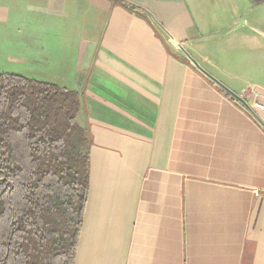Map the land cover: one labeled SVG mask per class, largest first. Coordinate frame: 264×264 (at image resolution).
Listing matches in <instances>:
<instances>
[{
    "label": "crops",
    "instance_id": "crops-1",
    "mask_svg": "<svg viewBox=\"0 0 264 264\" xmlns=\"http://www.w3.org/2000/svg\"><path fill=\"white\" fill-rule=\"evenodd\" d=\"M206 9L0 0V73L80 98L91 145L73 264H264V113L244 109L264 102V12L210 32L226 36L229 75L222 47L197 39Z\"/></svg>",
    "mask_w": 264,
    "mask_h": 264
},
{
    "label": "trees",
    "instance_id": "trees-1",
    "mask_svg": "<svg viewBox=\"0 0 264 264\" xmlns=\"http://www.w3.org/2000/svg\"><path fill=\"white\" fill-rule=\"evenodd\" d=\"M80 98L0 73V264H73L88 190Z\"/></svg>",
    "mask_w": 264,
    "mask_h": 264
},
{
    "label": "rangeland",
    "instance_id": "rangeland-1",
    "mask_svg": "<svg viewBox=\"0 0 264 264\" xmlns=\"http://www.w3.org/2000/svg\"><path fill=\"white\" fill-rule=\"evenodd\" d=\"M207 1V11L204 13V16L201 18L202 24L205 29H200V35L198 36V40H200L202 46L209 48L211 45L214 47H222V51L219 55L221 62L223 63V68H225V73L231 75L233 71L232 67V58L230 55H227V41L226 36H222V34L218 33H210L214 29L218 28H233L232 25L233 16L240 17L241 24L243 20H252L254 16L262 15L259 12H264V0H205ZM216 16V17H215ZM194 21L199 22L200 19L195 17ZM218 18V19H217ZM7 33H0V40L3 38H7ZM232 44L229 45L231 48ZM185 60L188 61V53L183 54ZM216 54H213L210 57V62H216ZM0 67V72H9L10 69L5 67ZM193 66V65H192ZM195 68V67H194ZM206 71L211 74L216 73L217 66H209L206 65ZM260 102V101H259ZM248 112V111H247ZM250 115L256 117L254 114L248 112Z\"/></svg>",
    "mask_w": 264,
    "mask_h": 264
},
{
    "label": "water",
    "instance_id": "water-1",
    "mask_svg": "<svg viewBox=\"0 0 264 264\" xmlns=\"http://www.w3.org/2000/svg\"><path fill=\"white\" fill-rule=\"evenodd\" d=\"M192 65L198 70L200 71L202 74H204L205 76H207L211 81H213L214 83H216L217 85H219L226 93H228L232 98H234L235 100H237L238 102H240L242 105H246V102L238 95H236L234 92H232L231 90H229L228 88H226L224 85H222L221 83H219L214 77H212L211 75H209L204 69H202L198 63L194 60V59H190Z\"/></svg>",
    "mask_w": 264,
    "mask_h": 264
},
{
    "label": "built area",
    "instance_id": "built-area-1",
    "mask_svg": "<svg viewBox=\"0 0 264 264\" xmlns=\"http://www.w3.org/2000/svg\"><path fill=\"white\" fill-rule=\"evenodd\" d=\"M244 109L256 116L257 113H264V102L253 101L250 105L245 106Z\"/></svg>",
    "mask_w": 264,
    "mask_h": 264
}]
</instances>
